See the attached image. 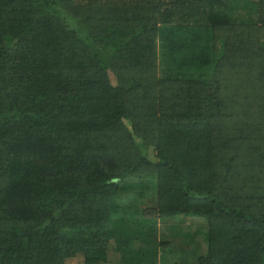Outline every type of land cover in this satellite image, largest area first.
I'll return each instance as SVG.
<instances>
[{
	"label": "trees",
	"instance_id": "obj_1",
	"mask_svg": "<svg viewBox=\"0 0 264 264\" xmlns=\"http://www.w3.org/2000/svg\"><path fill=\"white\" fill-rule=\"evenodd\" d=\"M263 125L264 0H0V264H264Z\"/></svg>",
	"mask_w": 264,
	"mask_h": 264
},
{
	"label": "rangeland",
	"instance_id": "obj_2",
	"mask_svg": "<svg viewBox=\"0 0 264 264\" xmlns=\"http://www.w3.org/2000/svg\"><path fill=\"white\" fill-rule=\"evenodd\" d=\"M248 115V114H247ZM261 135V137H263L264 138V125L261 127L260 126V128H259V130H258V132H257V136L258 135ZM135 139H136V141H137V144H138V148L146 155V156H148L149 158H151V159H154V151H153V148L152 147H150V146H146V144H144V143H142L141 142V140L140 139H138V137H134ZM171 253H173L174 254V252H171ZM175 254H177V252L175 253ZM166 256V255H165ZM173 256V255H172ZM167 258H171V256H169V252H168V255H167ZM77 261V263H80V260H76ZM74 263V262H73ZM158 264V263H157ZM160 264V263H159Z\"/></svg>",
	"mask_w": 264,
	"mask_h": 264
}]
</instances>
